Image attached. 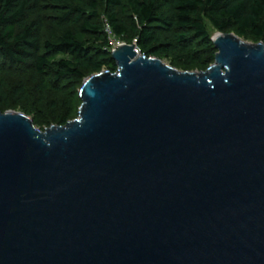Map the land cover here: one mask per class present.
<instances>
[{
  "label": "water",
  "instance_id": "water-1",
  "mask_svg": "<svg viewBox=\"0 0 264 264\" xmlns=\"http://www.w3.org/2000/svg\"><path fill=\"white\" fill-rule=\"evenodd\" d=\"M181 72L123 45L78 118L0 111V264H264V42Z\"/></svg>",
  "mask_w": 264,
  "mask_h": 264
},
{
  "label": "trees",
  "instance_id": "trees-1",
  "mask_svg": "<svg viewBox=\"0 0 264 264\" xmlns=\"http://www.w3.org/2000/svg\"><path fill=\"white\" fill-rule=\"evenodd\" d=\"M48 1L55 7L69 9L63 21L73 17L76 24L81 23L82 33L66 29L58 39L45 43L47 54L69 58L56 63L57 80H78L83 84L92 73L116 72L113 45L105 26L103 22H93L100 18V4L104 5L115 39L128 45L136 43L140 54L148 58H159L175 48L172 43L161 42L162 32L175 30L179 32V44L196 41L195 47L212 53L215 61L217 51L206 21L218 32H235L241 38L264 42V0H87L88 16L83 8H65L67 0ZM125 1L132 14L127 23L116 12ZM41 3L42 0H0V69L2 64L15 68L33 63L40 75H53V61L42 54L41 24L31 19ZM0 97L8 104L2 85Z\"/></svg>",
  "mask_w": 264,
  "mask_h": 264
},
{
  "label": "rangeland",
  "instance_id": "rangeland-1",
  "mask_svg": "<svg viewBox=\"0 0 264 264\" xmlns=\"http://www.w3.org/2000/svg\"><path fill=\"white\" fill-rule=\"evenodd\" d=\"M88 4L87 0H67L65 8L66 6L83 8L86 10V16H88L90 11ZM68 10L55 7L48 0H42L41 8L31 16L32 20H37L41 24L42 54H46L47 58L53 61L51 64L53 75L48 73L40 75L33 63L15 68L2 64L0 69V85L3 86L8 100L7 104L0 97V111L25 114L41 131L52 125L62 126L65 125V122L76 120L82 104L79 98L82 82L55 79L58 70L56 63L61 60H69V58L61 54H47L45 51V43L55 41L66 29H71L74 33H82L80 30L81 23L76 24L73 17L63 21ZM116 12L121 21L126 23L130 21L132 14L127 1H125L124 7L117 9ZM98 14L100 18L93 19V22L96 24L103 22L105 32L109 35V41L113 46H117L120 41L116 40L111 33L103 4H100ZM206 26L211 38H213L218 31L208 21H206ZM178 36L179 32L175 30L164 31L161 34L163 44L172 43L175 45L171 52L159 57L165 64L181 72L196 73L204 72L214 64L211 58L212 53L204 51L200 46L195 47L198 45L196 41L186 45L179 44ZM243 39L254 44L260 42L251 37ZM94 74L98 73H92V75Z\"/></svg>",
  "mask_w": 264,
  "mask_h": 264
},
{
  "label": "built area",
  "instance_id": "built-area-1",
  "mask_svg": "<svg viewBox=\"0 0 264 264\" xmlns=\"http://www.w3.org/2000/svg\"><path fill=\"white\" fill-rule=\"evenodd\" d=\"M134 44H136V43H134ZM123 45H127V44H126V43H123V42H120L117 46H113V49H112L111 52L116 51L119 47H121V46H123ZM136 45H137V44H136ZM136 52H137L138 55H141L140 52H139V50H138V48L136 49Z\"/></svg>",
  "mask_w": 264,
  "mask_h": 264
}]
</instances>
